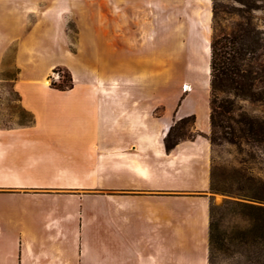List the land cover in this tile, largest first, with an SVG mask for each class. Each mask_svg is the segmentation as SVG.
<instances>
[{
	"label": "crops",
	"instance_id": "crops-1",
	"mask_svg": "<svg viewBox=\"0 0 264 264\" xmlns=\"http://www.w3.org/2000/svg\"><path fill=\"white\" fill-rule=\"evenodd\" d=\"M211 6L0 0V72L10 51L16 69L0 79L31 117L0 125V264H208L205 198L171 194L208 187L206 96L186 91L173 113L156 81L178 15L208 87ZM57 67L69 88L43 83ZM190 115L197 135L166 151L172 118Z\"/></svg>",
	"mask_w": 264,
	"mask_h": 264
},
{
	"label": "rangeland",
	"instance_id": "rangeland-1",
	"mask_svg": "<svg viewBox=\"0 0 264 264\" xmlns=\"http://www.w3.org/2000/svg\"><path fill=\"white\" fill-rule=\"evenodd\" d=\"M215 1L218 6V17L214 22L211 11L207 34L209 44L212 34L221 35L232 31L241 19L239 15L250 17L264 36V0H256L257 8L249 13L242 12L241 5L234 0ZM161 18V16L158 17L159 42L166 35L161 30ZM186 23V17L175 15L173 33L169 30L170 28L167 33L169 46L158 49L157 88L165 97L173 113L186 91H197L201 94L200 99L203 92L206 96V109L209 115V75L208 87L205 91L203 86L207 79L208 67L206 60H203V63L198 61L191 35L189 34V38L187 32L181 30V28L186 29ZM206 49L205 44V53ZM209 59L210 55L208 65ZM252 64L262 66V70L259 71L260 77L255 84L262 94L259 100L242 99L232 93L217 94L216 104L228 100L230 109L218 116L219 126L215 129V142L211 143L207 139L209 142L206 161L208 187L204 191L171 193L175 196L205 198L208 209L210 208L209 223L212 236V247L210 252L208 250V264H264V142L238 139V141L235 140L236 143H232L227 140L231 134H238L241 126L239 121L243 117L264 121V43L258 49L256 59L252 61ZM53 72H58L57 80H51ZM0 73L9 78L15 76L16 69L12 64L11 51L3 59V68ZM46 79L49 81L47 84L49 86L65 87L69 84L67 72L58 67L53 69ZM10 86V81L0 79L1 126L26 123L31 120L30 115L21 110L18 96ZM198 102H190L188 105L197 109ZM208 121L207 137L210 135ZM170 126H172V136H180L181 139H193L198 132L193 119L179 121L174 116ZM211 186L214 189H211ZM207 240L209 241V229Z\"/></svg>",
	"mask_w": 264,
	"mask_h": 264
},
{
	"label": "trees",
	"instance_id": "trees-1",
	"mask_svg": "<svg viewBox=\"0 0 264 264\" xmlns=\"http://www.w3.org/2000/svg\"><path fill=\"white\" fill-rule=\"evenodd\" d=\"M241 6L244 13H249L257 8L256 0H234ZM212 19L216 22L218 17V6L215 0L211 6ZM241 19L235 24L232 31L222 33L221 35L212 34L209 49V124L210 135L208 139L211 143L215 142V129L219 126L218 116L228 112L230 107L227 101L223 100L216 104V97L219 93H232L234 96L248 99L251 101L259 100L262 94L256 88V81L260 77L259 71L262 70L260 64H252L256 59L257 51L264 43V36L250 17L239 15ZM214 27V26H213ZM214 30V28H213ZM68 74V73H67ZM69 77V74H68ZM66 89L71 86L58 87ZM217 110H221L218 112ZM192 115L183 117L179 121L192 120ZM241 126L238 134H231L227 139L229 142L236 143L235 140L243 139L244 141L264 142V121L255 120L249 117H243L240 121ZM164 136V147L166 151L171 150L181 140L180 136H172V126L166 131ZM211 189L214 187L211 186ZM210 214V208H209ZM209 241L208 250L212 247L211 225L209 223Z\"/></svg>",
	"mask_w": 264,
	"mask_h": 264
},
{
	"label": "built area",
	"instance_id": "built-area-1",
	"mask_svg": "<svg viewBox=\"0 0 264 264\" xmlns=\"http://www.w3.org/2000/svg\"><path fill=\"white\" fill-rule=\"evenodd\" d=\"M51 75L53 77V79H51V80H57L59 77L58 72H53Z\"/></svg>",
	"mask_w": 264,
	"mask_h": 264
},
{
	"label": "bare ground",
	"instance_id": "bare-ground-1",
	"mask_svg": "<svg viewBox=\"0 0 264 264\" xmlns=\"http://www.w3.org/2000/svg\"><path fill=\"white\" fill-rule=\"evenodd\" d=\"M44 82H45V84L47 85L49 81L46 79V80H44ZM44 82H43V83H44ZM185 89H187V88L185 87Z\"/></svg>",
	"mask_w": 264,
	"mask_h": 264
}]
</instances>
